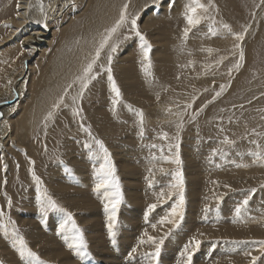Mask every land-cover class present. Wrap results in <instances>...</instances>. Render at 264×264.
Masks as SVG:
<instances>
[{
	"label": "rangeland",
	"instance_id": "374dc122",
	"mask_svg": "<svg viewBox=\"0 0 264 264\" xmlns=\"http://www.w3.org/2000/svg\"><path fill=\"white\" fill-rule=\"evenodd\" d=\"M17 1L0 0V101L11 97L7 101L18 102L3 113L12 136L4 139L0 152V264H29L17 250L18 237L39 257L31 264H62L54 258L58 247L74 264H103L92 249L94 239L110 247L124 237V228L137 225L142 234L167 228L162 236H148L153 241L132 235L130 248L139 246L145 253L139 252L131 264H176L179 255L186 264L188 257L181 253L193 233L200 244L189 249L191 264L195 255L206 261L214 257L204 264L231 259L229 264H264V0H200L207 10L197 9L200 22L195 26L185 18L191 0H117L95 36L93 26H87L101 19L106 7L91 9L89 0H76L63 12L58 3L48 23L51 31L32 53L33 39L28 46L22 39L32 31L25 30ZM125 5L126 22L101 50L90 74L95 79L82 88L85 67ZM133 18L151 45L148 60L132 30ZM185 28L190 29L187 36ZM109 67L119 98L111 90ZM26 73L24 95L16 99L11 79H24ZM97 141L110 154L122 197L114 236H109L108 223L117 189L95 191L109 166ZM177 152L179 165L173 162ZM177 172L183 175L182 189L174 186ZM133 191L136 198L126 196ZM181 191L182 218L171 215ZM190 208L203 231L184 238ZM240 226L263 236L240 237L232 232ZM76 229L87 245L79 253L69 247ZM178 233L181 238L173 236ZM142 240L144 246L138 245ZM158 243L160 255L154 259ZM168 246L180 247L175 261L165 258ZM242 258L248 259L236 262Z\"/></svg>",
	"mask_w": 264,
	"mask_h": 264
},
{
	"label": "bare ground",
	"instance_id": "6f19581e",
	"mask_svg": "<svg viewBox=\"0 0 264 264\" xmlns=\"http://www.w3.org/2000/svg\"><path fill=\"white\" fill-rule=\"evenodd\" d=\"M74 1L76 0H42V3H43V9L44 11L41 12L40 11V8H39V2L38 0H18L17 2L19 3L17 5V9L20 11L19 13L21 14V17L20 19L23 20V22H26V27L27 29H25L26 31L28 30H31L32 33L30 34V36L26 38H23V41H26L27 44L25 45H29V40L33 39L32 41V50H31V53L37 48V52L41 49L39 48L40 46H42L41 44L43 43V41H45V38L46 37L45 35L47 33H49L51 31L52 28H50L51 26H49V22H50V19H52L53 15H52V10H54V8H56V5H58V3H61L60 4V8L59 10H67V6L70 4L72 6V4L74 3ZM117 0H89L90 4L89 6L92 5L91 9H93L96 5L98 6L99 9H101V7H106V12L102 13V14H99L101 19L98 20L96 19L94 21V25H90L88 24L89 26L88 29L91 28V26H93V29H92V32H91V35H94L97 33L98 29L100 28L101 24L104 23L105 21V14L109 16V19L111 18V13L108 14V12L110 11V8H113V6L115 5ZM142 1H148V0H142ZM151 1V0H150ZM118 3V2H117ZM120 3V2H119ZM118 3V5H119ZM122 3V1H121ZM136 3V2H135ZM29 5H31V7H29ZM137 5V4H136ZM135 5V6H136ZM69 6V7H71ZM96 6V7H97ZM132 6V5H131ZM139 6V5H138ZM120 7V6H119ZM130 7V6H129ZM121 8V7H120ZM131 8V7H130ZM129 9V8H128ZM105 10V9H104ZM97 11V9H96ZM121 11V10H120ZM132 11V10H131ZM64 12V11H63ZM130 12V11H129ZM254 12V11H253ZM82 14V12H81ZM87 15V14H86ZM93 16V19H94V15ZM90 18V16H89ZM87 18V19H89ZM40 20V21H39ZM90 20V19H89ZM173 20H176V19H173ZM41 21L42 23L44 24L45 28L42 27L41 25ZM86 21V20H85ZM258 21V20H257ZM88 22V21H87ZM74 23V22H73ZM79 23V22H78ZM21 24V23H20ZM80 24V23H79ZM87 24V23H86ZM255 25V24H254ZM81 26V24H80ZM164 26V25H163ZM162 26V27H163ZM180 27V26H179ZM163 29V28H162ZM20 30V29H19ZM160 31V30H158ZM153 32V31H152ZM156 32V31H155ZM29 33V32H27ZM24 34V33H22ZM155 34V33H154ZM158 34V33H157ZM174 34V33H173ZM152 36V35H151ZM150 36V37H151ZM155 36V35H154ZM157 36V35H156ZM172 36V35H171ZM187 36V35H186ZM149 37V39H150ZM173 37V36H172ZM13 38V37H12ZM153 38V37H152ZM187 39V38H186ZM67 41V40H66ZM70 42V41H68ZM158 43V41H156ZM154 43V42H152ZM24 45V46H25ZM131 45V44H130ZM38 46V47H36ZM62 46V45H61ZM34 49V50H33ZM232 50V49H231ZM236 51V50H235ZM38 54V53H37ZM41 54V53H40ZM128 54V53H127ZM124 55V54H123ZM31 60L30 62H32L33 59H29ZM29 60H27V62L29 63ZM122 61V59L120 60ZM25 65V64H24ZM28 66V65H27ZM23 69V67H22ZM131 69V68H130ZM25 70V69H24ZM28 70V69H27ZM121 72V71H120ZM127 72V71H126ZM17 73V72H16ZM84 74V73H83ZM128 74V73H127ZM22 75V72H20V75ZM29 75V76H28ZM129 75V74H128ZM18 76V75H17ZM17 76H14L12 79H11V89L15 92L14 95L16 99L20 98L22 95H24V87H25V84L27 82V78L30 77V74L26 73L24 75V79H16ZM18 76V77H19ZM125 76V75H123ZM130 76H133V75H130ZM132 81V80H131ZM126 83H128V81H125ZM122 89V88H121ZM9 93V92H8ZM10 94V93H9ZM3 96V95H2ZM75 97V96H74ZM11 97L9 98H6L1 100L0 101V107L1 106H6V105H9V104H13L15 102L13 101H7L9 100ZM77 98V97H76ZM7 102H5V101ZM15 101V100H14ZM140 101V100H139ZM13 102V103H12ZM144 104V103H143ZM18 107V102L15 103L12 108H9L5 111H2L0 110V152L3 153V145L5 143L6 140H8L11 136H12V132L9 128V126L7 125L6 123V119H5V114H3L4 112L7 113V112H10L12 111L13 109L17 108ZM96 117V116H94ZM98 117V116H97ZM106 119V118H105ZM97 120V119H96ZM7 137V138H6ZM6 138V140H4ZM197 176V175H196ZM195 177V176H194ZM192 182V181H191ZM192 185V184H191ZM202 185V184H201ZM130 186V185H129ZM200 186V185H199ZM199 186L197 188H199ZM129 188V187H128ZM201 189V188H200ZM128 191V190H127ZM133 192H128L127 193V197H131V198H136L137 197V193L135 192L134 194ZM78 197V196H77ZM129 200H132L129 198ZM194 200V199H193ZM133 201V200H132ZM131 201V202H132ZM129 202V203H131ZM196 202V200H195ZM194 202V203H195ZM128 204V203H127ZM130 206V205H128ZM131 207V206H130ZM133 207V206H132ZM135 208H138L140 207L138 205V207L134 206ZM190 207V206H189ZM139 209V208H138ZM193 209L190 208L187 214V221H185L186 223L183 225L185 226V229L187 230V233L185 235L184 238H186L191 232H195L196 231V234L200 231H203V229H201L200 227H198L199 225H196L195 222H194V219H195V216L197 215L195 213L194 215V211L191 212ZM216 213V212H215ZM217 214V213H216ZM246 215V214H245ZM58 217V216H57ZM245 218V217H244ZM213 219V218H212ZM58 220V219H57ZM184 222V221H183ZM57 223V222H56ZM170 224V223H169ZM168 224V225H169ZM183 224V223H182ZM223 225V224H222ZM221 225V226H222ZM225 225V224H224ZM232 225V224H231ZM236 226V225H235ZM247 226V225H245ZM244 226V227H245ZM252 226V225H251ZM220 227V226H219ZM223 227V226H222ZM241 227V226H240ZM249 227V226H248ZM248 227H245L243 228V226L241 228H237L236 230H232V232H234V234L240 236V237H247V236H252V237H260V236H263V234L261 232H254V233H251L250 231H248ZM139 228H140V225H137V226H132V227H126L124 228V233H123V238L122 239H119V240H114L112 243H111V246L110 247H107L106 244L101 241V240H98L97 238L94 239V242H95V245L92 246V249L93 251H95L97 257L99 260L105 262L103 264H119L120 262L122 261H125L126 260V263L127 264H131V263H136L134 262V260H131L133 257L137 256L138 253L140 252V248L139 246L135 247V249H131L130 246H131V242L129 241V238H131L132 235H142L141 237H145L146 241L148 242V236H153V235H161L167 228V226H160L159 228H155V229H152V228H149L147 229V234L145 235V233H141V230L139 231ZM172 228V226H171ZM225 228V227H224ZM144 229V228H143ZM180 229V228H179ZM184 229V228H183ZM227 229V228H226ZM229 229V227H228ZM233 229V228H232ZM119 227H118V232H119ZM206 230V231H205ZM207 230H211V231H207ZM230 230H231V226H230ZM139 231V232H138ZM168 231V229H167ZM184 231V230H183ZM205 232H208V237L213 235V231L212 229H204ZM138 232V233H136ZM143 232V231H142ZM166 232V231H165ZM169 232V231H168ZM176 232V231H175ZM219 231H216L215 233H218ZM204 233V232H203ZM225 233V232H224ZM167 234V233H166ZM169 234V233H168ZM206 234V233H205ZM204 235V234H203ZM219 235V234H218ZM224 235V234H223ZM233 234H227L226 236H232ZM162 236V235H161ZM174 237H178V238H181V235L178 234H174L173 235ZM206 236V235H204ZM160 237V236H158ZM193 237H195L194 233H193ZM192 237V238H193ZM213 237V236H211ZM171 238V237H170ZM198 237L196 236V240H199L197 239ZM248 238V237H247ZM191 239V238H190ZM157 240V239H156ZM175 240V238L173 239ZM203 240V239H202ZM206 240V239H205ZM238 240V239H237ZM187 240L184 239V242H186ZM176 242V241H175ZM182 242V241H181ZM219 243V242H218ZM142 245L144 246V243H143V240L142 242L138 243V245ZM207 245V244H206ZM141 246V247H142ZM153 246V245H152ZM179 246H168V248H166L167 250H165L166 252L164 253L165 254V258H174V256H176L178 254V250H179ZM154 249V248H153ZM230 249V248H229ZM232 249V248H231ZM243 249V248H242ZM258 249V248H257ZM156 250V249H155ZM191 250V248H190ZM217 250V249H216ZM223 250V249H222ZM55 252V259H59V262H61L62 264H74L75 262H73V259L71 261L70 257L68 255H65L64 252L58 247L56 250H54ZM131 251V253L129 254V257H127V253ZM146 251V250H145ZM150 251V250H149ZM208 251V250H206ZM144 252V251H142ZM140 252V253H142ZM151 252V251H150ZM145 253V252H144ZM211 253V252H210ZM216 253V252H215ZM218 253V252H217ZM216 253V254H217ZM245 253V252H244ZM253 253V252H252ZM162 254V253H161ZM212 254V253H211ZM214 254V253H213ZM230 254V253H229ZM254 254V253H253ZM256 254V253H255ZM180 256V255H179ZM178 256V260H177V263L176 264H183L181 263V261L183 260L181 258H179ZM185 256V255H184ZM202 256V255H201ZM209 256V255H208ZM255 256V255H254ZM144 257V256H143ZM182 257V256H181ZM187 257V256H186ZM185 257V258H186ZM193 262L192 264H204V262L206 261L204 258H200V255H195L193 256ZM165 258H163L164 260H166ZM209 258V257H208ZM214 259V257H212ZM212 258L210 259H207L206 262H211L212 261ZM264 258V257H263ZM145 259V257H144ZM161 260L160 262H164V260ZM245 259H248V258H242V259H238L236 260V262L238 263H242V261H244ZM173 261H175L174 259H172ZM186 260V259H185ZM138 261H141L138 259ZM145 261V260H144ZM168 261V260H167ZM192 261V260H191ZM11 262V261H10ZM9 262V263H10ZM142 262V261H141ZM183 262V261H182ZM230 262H234L233 259H231ZM153 263V262H152ZM186 263V262H185ZM227 263V264H229ZM124 264V263H122ZM137 264H142V263H137ZM160 264H163V263H160ZM165 264V263H164ZM214 264H215V261H214ZM260 264V263H259Z\"/></svg>",
	"mask_w": 264,
	"mask_h": 264
},
{
	"label": "snow or ice",
	"instance_id": "6c2138e0",
	"mask_svg": "<svg viewBox=\"0 0 264 264\" xmlns=\"http://www.w3.org/2000/svg\"><path fill=\"white\" fill-rule=\"evenodd\" d=\"M38 2H39L40 11L43 12L44 9H43L42 0H38ZM29 7H31V5H29ZM197 9H204L205 11L207 10L205 8V5L200 3V0H191V3L188 5L186 12H185V18L187 19L188 24L190 26H195L196 24H199V22H200V17L197 15ZM126 10H127V5L124 6V10L121 12L120 18L116 22V24L111 29L107 30V35L103 38V40L101 41L100 47L96 51L95 59L85 67L84 76L80 78L82 80V88H86L88 86V83L90 82V80L95 79L94 76L90 75L92 73V70H93V65L95 64L96 60L99 59L101 50L108 43V41L111 39L112 35L114 33H116L117 30L126 22V19H127L126 14H125ZM5 26L8 27V25H5ZM131 27H132V30L135 31L136 35L141 40L140 48H141V53L143 55V58L145 60H148V54H149V51L151 50V45L147 42V40L144 38V36H142L140 34V32L137 28V22H136L135 18H133L131 20ZM225 27L227 28L228 26L225 25ZM189 30H190L189 28H185V35H187ZM235 38L237 40H242L243 35L242 34H236ZM115 50H116V47H115V45H113L112 51L114 52ZM241 59H243L242 53H241ZM110 62H111V56H109V63ZM237 67H239V65H237ZM107 71L109 73L108 79L111 82V90L115 94V97L119 98L120 91H119V88L116 86V83L113 80V77L111 75V68L109 67L107 69ZM217 95H219V93ZM62 102H63V98H61L60 103H62ZM113 103L115 104L116 100H114ZM54 107H59V104L54 105ZM140 115L142 118V113H140ZM49 116H51V113H49ZM141 123H142V119H141ZM97 143L100 145V148L103 150V152L105 154V160L109 166L107 168V171L105 172L104 178H102L101 182L96 185L95 191H99L102 187L106 188L108 186H115V188L117 189V192H116L117 199L110 201L112 212H111V215L109 217V223H108L109 236H114L115 233L113 231V228H114V224H115V211H116L117 205L119 204L120 199L122 197H120V195H119V184L116 181V178L114 175L115 170H114V168L111 167V164H110V154L107 152V149L104 148L102 142L97 141ZM225 143H229V141L226 140ZM178 147L179 146L177 145V148ZM254 155H256L259 158V153H256ZM173 162L178 164V165L181 163V161L179 159V153L178 152L176 153V159ZM101 170L103 171V167ZM176 178H177V185H174V186L180 187L182 189V187H183V175H182V173L177 172ZM37 182L39 183V178H37ZM47 202H48L49 206H51L53 208L56 207L55 201H53L51 199V197H47ZM183 203H184V197H183V192L181 191L180 199H179L177 205H175L172 209V213H171L172 216L180 215L182 218L183 212H182V210L178 212V209H182ZM247 203H248V200L245 199L243 204L247 205ZM108 207H109V205L106 204L105 205L106 210L108 209ZM151 208H155V205H151L150 209ZM60 210L64 211V209H60ZM205 211H208V209H206ZM239 211H240V209L238 208L237 213H239ZM0 215H2V213H0ZM67 215H68L69 219H71V214L68 213ZM165 219H167V218H165ZM164 222H165L164 220L161 221V223H164ZM168 222L172 223L173 221H168ZM73 227H75V225H73ZM153 227H155V225H153ZM61 228H63V225H61ZM76 232H77L76 240L73 244H70L69 247L76 248L78 253H79L81 249H86L87 245L83 240V234L80 232V230L76 229ZM145 235H146V233H145ZM148 239H149V241L154 240L153 237H149ZM17 242H18L17 250L20 254L21 259L28 260L29 264H31L32 259L39 260V257L36 255V253H34L30 248L27 247V245L24 242L22 237H18ZM160 243H162V241H160ZM260 243L264 244V241H261ZM199 244H200V241L196 240L195 237H193L192 240L189 242V244L185 245L184 251L181 253V255L182 256L187 255L188 259L186 261V264H191V254L189 252V249L194 248V247L198 248ZM14 246H16V244H14ZM159 255H160V246L158 243L156 245V251L153 254V258L154 259L158 258ZM253 259L255 260V258H253ZM41 264H43V262H41Z\"/></svg>",
	"mask_w": 264,
	"mask_h": 264
}]
</instances>
